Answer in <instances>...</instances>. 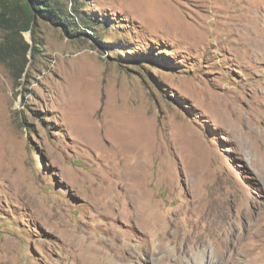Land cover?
I'll return each instance as SVG.
<instances>
[{"label":"rangeland","instance_id":"rangeland-1","mask_svg":"<svg viewBox=\"0 0 264 264\" xmlns=\"http://www.w3.org/2000/svg\"><path fill=\"white\" fill-rule=\"evenodd\" d=\"M54 1L77 32L37 17L21 77L0 59V264H197L186 237L245 241L264 217V0ZM2 50L21 65V42ZM142 192L170 222L159 250L132 223Z\"/></svg>","mask_w":264,"mask_h":264},{"label":"bare ground","instance_id":"bare-ground-1","mask_svg":"<svg viewBox=\"0 0 264 264\" xmlns=\"http://www.w3.org/2000/svg\"><path fill=\"white\" fill-rule=\"evenodd\" d=\"M123 141L133 148L139 146L134 141V143L132 141L129 142L125 138ZM147 201V195L142 192L141 203L137 205V209L133 212L131 219L133 224H137L147 233L148 238L157 240L156 249L159 250L169 236L170 222L160 218L156 214V209ZM209 205V203L205 202L201 210L205 218L209 217L216 224L218 218L213 215V213L215 214V209L211 206L209 207ZM240 215L241 211L238 210L237 216L240 217ZM229 218L231 219L232 217ZM258 220L259 224L256 231L247 230L246 240L243 242L241 239L242 234L236 229L229 227L227 231L228 239L223 241L217 252L207 248L202 250L200 248L201 237L192 235L186 237L185 241L187 243L181 249L179 248V253H187L192 249V258L197 264H264V217L262 220Z\"/></svg>","mask_w":264,"mask_h":264},{"label":"trees","instance_id":"trees-1","mask_svg":"<svg viewBox=\"0 0 264 264\" xmlns=\"http://www.w3.org/2000/svg\"><path fill=\"white\" fill-rule=\"evenodd\" d=\"M37 17H41L55 25H60L66 29L67 33L75 31L70 29V22L67 17L60 12L54 0H0V29L3 31V39L0 42V59L8 63L14 70V77L20 78L27 63V52L33 47L24 40L23 32L32 31V23ZM67 27V28H66ZM16 41L21 42V65L16 66L13 62H7V57L3 54L2 47L11 51ZM10 55V53H6Z\"/></svg>","mask_w":264,"mask_h":264}]
</instances>
